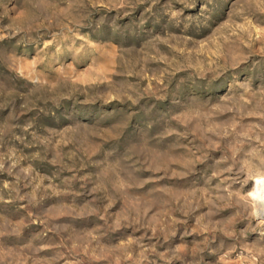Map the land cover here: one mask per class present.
Returning <instances> with one entry per match:
<instances>
[{
	"label": "rangeland",
	"instance_id": "obj_1",
	"mask_svg": "<svg viewBox=\"0 0 264 264\" xmlns=\"http://www.w3.org/2000/svg\"><path fill=\"white\" fill-rule=\"evenodd\" d=\"M263 176L264 0H0V264H264Z\"/></svg>",
	"mask_w": 264,
	"mask_h": 264
},
{
	"label": "bare ground",
	"instance_id": "obj_2",
	"mask_svg": "<svg viewBox=\"0 0 264 264\" xmlns=\"http://www.w3.org/2000/svg\"><path fill=\"white\" fill-rule=\"evenodd\" d=\"M251 197L255 207L257 208L256 217L260 220H264V176L257 177L255 179L254 189Z\"/></svg>",
	"mask_w": 264,
	"mask_h": 264
}]
</instances>
